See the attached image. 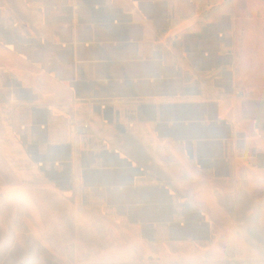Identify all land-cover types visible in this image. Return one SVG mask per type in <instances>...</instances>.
Segmentation results:
<instances>
[{"label": "crops", "instance_id": "crops-1", "mask_svg": "<svg viewBox=\"0 0 264 264\" xmlns=\"http://www.w3.org/2000/svg\"><path fill=\"white\" fill-rule=\"evenodd\" d=\"M240 1L0 0V109L26 112L29 139L10 137L2 151L11 164L46 165L49 188L70 201L45 207L58 221L80 228L91 213L90 227L138 229L147 244L148 230L163 229L148 220L157 207L82 203L88 191L110 181L109 193L146 195L200 180L202 158L225 166L248 129L264 132V0H245L249 12ZM54 46L56 59L31 55ZM178 185L176 196L191 195Z\"/></svg>", "mask_w": 264, "mask_h": 264}, {"label": "rangeland", "instance_id": "rangeland-1", "mask_svg": "<svg viewBox=\"0 0 264 264\" xmlns=\"http://www.w3.org/2000/svg\"><path fill=\"white\" fill-rule=\"evenodd\" d=\"M240 2L239 9L249 12L246 1ZM257 7L262 11L264 4ZM139 8L134 3L132 14L140 13ZM217 8L216 3L210 5L211 11ZM56 33L62 34L58 29ZM78 39H89V35L83 32ZM35 40L42 44L44 39L36 36ZM53 42L60 44V38ZM55 47L31 55L41 62L53 60L58 57ZM245 109L248 115L254 113L249 104ZM260 110L264 111V105ZM6 112L0 109V264H264V141H256L264 132L253 135L248 129L238 146L224 151L229 162L225 166L213 163L214 158H202L197 166L203 171L200 180L159 182L161 191L146 195L134 190L109 193L103 186L113 184L110 181L100 182L98 191H88L82 203L99 201L106 206L115 199L132 207H157L160 212H148V220L163 229L148 230L149 242L143 244L138 229L110 228L107 223L90 227L91 213H84L83 227L75 228L70 220L58 221L60 213L45 209L70 201L64 192L49 188L42 161L11 164L4 157L2 150L10 137L29 141L26 112L17 110L12 116ZM97 141L111 140L104 135ZM107 165L101 162L100 168ZM162 171L167 172V166ZM170 184L189 189L191 195L176 196ZM92 193L98 200L91 198Z\"/></svg>", "mask_w": 264, "mask_h": 264}, {"label": "built area", "instance_id": "built-area-1", "mask_svg": "<svg viewBox=\"0 0 264 264\" xmlns=\"http://www.w3.org/2000/svg\"><path fill=\"white\" fill-rule=\"evenodd\" d=\"M88 128H89V126H88V125H86V124L82 126V130H84V131H87V130H88Z\"/></svg>", "mask_w": 264, "mask_h": 264}]
</instances>
